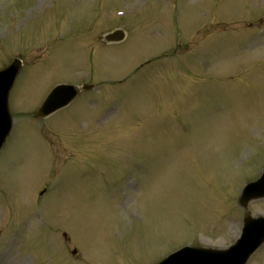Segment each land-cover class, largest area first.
Returning <instances> with one entry per match:
<instances>
[{
  "label": "rangeland",
  "instance_id": "374dc122",
  "mask_svg": "<svg viewBox=\"0 0 264 264\" xmlns=\"http://www.w3.org/2000/svg\"><path fill=\"white\" fill-rule=\"evenodd\" d=\"M14 58L0 264H155L264 216L238 204L264 168V0H0ZM61 84L96 88L37 118Z\"/></svg>",
  "mask_w": 264,
  "mask_h": 264
},
{
  "label": "water",
  "instance_id": "95a60500",
  "mask_svg": "<svg viewBox=\"0 0 264 264\" xmlns=\"http://www.w3.org/2000/svg\"><path fill=\"white\" fill-rule=\"evenodd\" d=\"M122 31L106 36V41H120ZM22 62L15 60L0 70V149L11 132L13 119L9 109L10 91L20 73ZM88 87L58 86L48 96L37 116L46 117L52 112L69 104L82 89ZM264 197V171L262 177L250 183L244 189L240 204L244 207L254 199ZM264 243V217L253 218L247 215L241 238L230 248L218 250L212 248L186 247L159 264H246L250 256Z\"/></svg>",
  "mask_w": 264,
  "mask_h": 264
},
{
  "label": "bare ground",
  "instance_id": "6f19581e",
  "mask_svg": "<svg viewBox=\"0 0 264 264\" xmlns=\"http://www.w3.org/2000/svg\"><path fill=\"white\" fill-rule=\"evenodd\" d=\"M5 257H6V254H5Z\"/></svg>",
  "mask_w": 264,
  "mask_h": 264
}]
</instances>
